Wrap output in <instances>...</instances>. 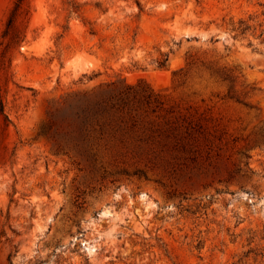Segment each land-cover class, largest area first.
<instances>
[{
    "label": "rangeland",
    "instance_id": "obj_1",
    "mask_svg": "<svg viewBox=\"0 0 264 264\" xmlns=\"http://www.w3.org/2000/svg\"><path fill=\"white\" fill-rule=\"evenodd\" d=\"M0 0V264H264V0Z\"/></svg>",
    "mask_w": 264,
    "mask_h": 264
},
{
    "label": "trees",
    "instance_id": "obj_2",
    "mask_svg": "<svg viewBox=\"0 0 264 264\" xmlns=\"http://www.w3.org/2000/svg\"><path fill=\"white\" fill-rule=\"evenodd\" d=\"M137 1V0H136ZM27 2L28 0H15L12 6V9L9 13L7 23H6V33L12 29L14 25V20L19 14H24L27 11ZM3 111L2 102L0 100V112ZM9 264H13L11 260V254L8 256Z\"/></svg>",
    "mask_w": 264,
    "mask_h": 264
}]
</instances>
